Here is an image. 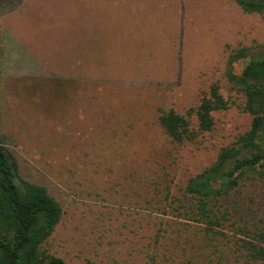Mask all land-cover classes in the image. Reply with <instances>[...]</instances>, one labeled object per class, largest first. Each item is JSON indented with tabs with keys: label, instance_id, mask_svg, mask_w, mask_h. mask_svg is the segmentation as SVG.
Wrapping results in <instances>:
<instances>
[{
	"label": "rangeland",
	"instance_id": "374dc122",
	"mask_svg": "<svg viewBox=\"0 0 264 264\" xmlns=\"http://www.w3.org/2000/svg\"><path fill=\"white\" fill-rule=\"evenodd\" d=\"M1 3L0 131L20 176L64 212L45 250L66 264H262L243 240L264 228L263 183L223 203L218 233L165 200L249 130L227 74L242 69L234 50L264 47V16L234 0ZM214 84L228 109L211 132L173 143L159 111L186 115Z\"/></svg>",
	"mask_w": 264,
	"mask_h": 264
},
{
	"label": "trees",
	"instance_id": "16d2710c",
	"mask_svg": "<svg viewBox=\"0 0 264 264\" xmlns=\"http://www.w3.org/2000/svg\"><path fill=\"white\" fill-rule=\"evenodd\" d=\"M234 1L244 13L264 16V0ZM255 49L234 50L231 63L241 62L242 69L236 73L232 68L227 74L244 95L242 109L252 118L249 130L222 147L216 160L179 188L175 196L167 187L168 205L178 204L175 211L179 215L204 225L209 232L215 233L222 226L218 214L223 203L241 195L248 185L264 184V47ZM228 107L220 87L214 84L209 95L186 115L160 110L158 122L173 143L194 142L214 129V114ZM193 116L195 129L190 121ZM10 145L8 135L0 131V264H66L44 248L62 220L63 208L47 187L20 176ZM245 235V256L264 264V228H248Z\"/></svg>",
	"mask_w": 264,
	"mask_h": 264
}]
</instances>
